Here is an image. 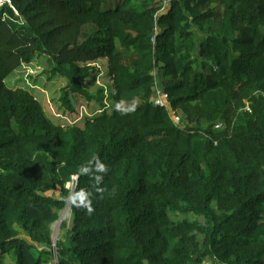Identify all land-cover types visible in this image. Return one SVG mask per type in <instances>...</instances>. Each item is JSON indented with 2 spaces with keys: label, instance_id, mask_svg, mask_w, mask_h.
I'll list each match as a JSON object with an SVG mask.
<instances>
[{
  "label": "trees",
  "instance_id": "1",
  "mask_svg": "<svg viewBox=\"0 0 264 264\" xmlns=\"http://www.w3.org/2000/svg\"><path fill=\"white\" fill-rule=\"evenodd\" d=\"M109 1L0 6V264H264V0ZM39 55L67 80L64 113L73 95L111 110L55 121L6 82ZM100 59L108 96L84 85ZM155 85L187 125L154 104ZM96 157L99 186L78 171ZM81 190L93 211L71 202L54 244Z\"/></svg>",
  "mask_w": 264,
  "mask_h": 264
},
{
  "label": "rangeland",
  "instance_id": "2",
  "mask_svg": "<svg viewBox=\"0 0 264 264\" xmlns=\"http://www.w3.org/2000/svg\"><path fill=\"white\" fill-rule=\"evenodd\" d=\"M114 0L109 1V5L113 4ZM170 5L168 2H165L163 11L167 13L169 11ZM94 65L97 67V72L91 77L84 81L85 87L92 93L97 94L99 90L104 89V96L113 90L112 83L108 76V60L100 59ZM49 63L47 62V57L45 55L37 56L32 63L21 66L19 69L15 70L7 79V83L10 86L14 87H25L32 91L41 101L47 111L48 115L52 117L55 121H62L64 123H76L81 122L84 116L93 114L95 110H103L104 106H108V111H110L114 105L113 99H102L96 103L88 104L87 100L78 97L72 96V104L75 106V112L73 113H64L65 107L61 101V90L66 85L67 80L60 75L50 76L48 71ZM155 74V72H153ZM106 98V97H105ZM105 101V102H104ZM136 103L124 102V107H133ZM181 113V112H179ZM182 114V113H181ZM185 117L183 119L182 126L186 124ZM46 195L53 196L55 198H63L62 191L58 188L56 190L47 192ZM69 197V196H68ZM66 197V206L60 213V218L52 226L53 229V242L54 244L63 237L64 229L62 224L64 222L71 223L72 213H71V200ZM172 217L182 220L185 218L184 215H174ZM20 236L27 241L31 242L30 237H28L21 230ZM55 248V247H54ZM56 249V248H55ZM211 264L210 260H206ZM6 262H12L11 258H6ZM51 264H58L57 260H51Z\"/></svg>",
  "mask_w": 264,
  "mask_h": 264
},
{
  "label": "clouds",
  "instance_id": "3",
  "mask_svg": "<svg viewBox=\"0 0 264 264\" xmlns=\"http://www.w3.org/2000/svg\"><path fill=\"white\" fill-rule=\"evenodd\" d=\"M117 111L121 110L120 104L116 105ZM126 114V113H125ZM78 171L81 175L91 176L97 186L104 182L105 175L109 172L108 166L96 157L89 161L87 166H81ZM93 173H95L93 175ZM76 207H85L89 213L93 211L91 207V193L86 190L70 193L68 197Z\"/></svg>",
  "mask_w": 264,
  "mask_h": 264
},
{
  "label": "built area",
  "instance_id": "4",
  "mask_svg": "<svg viewBox=\"0 0 264 264\" xmlns=\"http://www.w3.org/2000/svg\"><path fill=\"white\" fill-rule=\"evenodd\" d=\"M4 4H9L11 7H13L15 12L18 13V11L12 5L11 0H0V6H2ZM25 65L26 64H23L22 66H25ZM153 101H154L155 105L163 106L169 111V114H170L173 122L175 123V125H178L180 127L182 126L184 116L181 113H178L173 109V107L171 106V103L169 101V97H168L167 93L159 85H155V87H154V100ZM244 109L251 112V107L249 104L246 105V107ZM97 111H99V110H97ZM90 115H92V114H90ZM72 124H74V123H72ZM216 127L221 128L222 124H218ZM75 180H76V178H75ZM72 186H73L72 183L68 184L69 188ZM199 264H209V263L208 262H202Z\"/></svg>",
  "mask_w": 264,
  "mask_h": 264
}]
</instances>
